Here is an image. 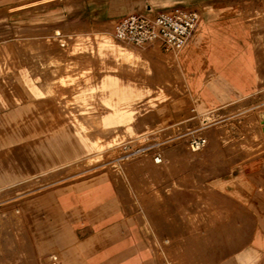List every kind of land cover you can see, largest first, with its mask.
<instances>
[{
	"label": "rangeland",
	"instance_id": "374dc122",
	"mask_svg": "<svg viewBox=\"0 0 264 264\" xmlns=\"http://www.w3.org/2000/svg\"><path fill=\"white\" fill-rule=\"evenodd\" d=\"M144 2L23 0L0 9V264H59L35 253L22 204L101 172L114 177L161 264H252L241 254L253 219L217 180L264 155V78L253 98L204 115L179 51L116 38V20L147 11ZM191 134L206 146L193 151ZM74 139L84 152L52 163V143L73 149Z\"/></svg>",
	"mask_w": 264,
	"mask_h": 264
},
{
	"label": "crops",
	"instance_id": "0c3cea01",
	"mask_svg": "<svg viewBox=\"0 0 264 264\" xmlns=\"http://www.w3.org/2000/svg\"><path fill=\"white\" fill-rule=\"evenodd\" d=\"M22 1L0 0V9ZM151 2L163 10L182 4L201 11L196 33L178 52V64L190 98L204 115L226 111L260 93L264 0H145V7L152 6ZM52 144L48 150L52 163L84 152L76 139L70 143L74 150L67 143L63 147ZM217 181L253 219L242 258L264 264V155L240 161ZM22 216L34 251L44 260L161 264L138 217L107 172L38 191L22 204Z\"/></svg>",
	"mask_w": 264,
	"mask_h": 264
},
{
	"label": "built area",
	"instance_id": "2783aa9c",
	"mask_svg": "<svg viewBox=\"0 0 264 264\" xmlns=\"http://www.w3.org/2000/svg\"><path fill=\"white\" fill-rule=\"evenodd\" d=\"M200 21L201 11L198 7L177 4L162 11L147 7V11L130 13L116 20L114 32L118 40L128 44H160L167 50L180 51L188 45ZM191 135L189 146L193 151L206 146V137ZM163 160V154L157 153L155 162L160 164Z\"/></svg>",
	"mask_w": 264,
	"mask_h": 264
},
{
	"label": "water",
	"instance_id": "95a60500",
	"mask_svg": "<svg viewBox=\"0 0 264 264\" xmlns=\"http://www.w3.org/2000/svg\"><path fill=\"white\" fill-rule=\"evenodd\" d=\"M150 7H153V6H149L148 8H150ZM154 8V7H153Z\"/></svg>",
	"mask_w": 264,
	"mask_h": 264
},
{
	"label": "bare ground",
	"instance_id": "6f19581e",
	"mask_svg": "<svg viewBox=\"0 0 264 264\" xmlns=\"http://www.w3.org/2000/svg\"><path fill=\"white\" fill-rule=\"evenodd\" d=\"M263 122H264V117H263Z\"/></svg>",
	"mask_w": 264,
	"mask_h": 264
}]
</instances>
